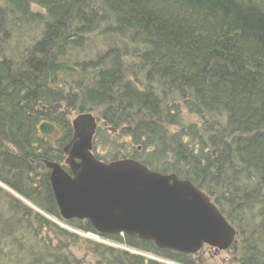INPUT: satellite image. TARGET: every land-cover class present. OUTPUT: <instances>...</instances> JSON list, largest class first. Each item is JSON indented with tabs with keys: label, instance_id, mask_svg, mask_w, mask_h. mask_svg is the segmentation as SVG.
Returning a JSON list of instances; mask_svg holds the SVG:
<instances>
[{
	"label": "trees",
	"instance_id": "16d2710c",
	"mask_svg": "<svg viewBox=\"0 0 264 264\" xmlns=\"http://www.w3.org/2000/svg\"><path fill=\"white\" fill-rule=\"evenodd\" d=\"M88 112L99 160L192 181L238 230L234 264H264V0H0V264H198L47 217L98 233L62 218L46 167Z\"/></svg>",
	"mask_w": 264,
	"mask_h": 264
},
{
	"label": "water",
	"instance_id": "95a60500",
	"mask_svg": "<svg viewBox=\"0 0 264 264\" xmlns=\"http://www.w3.org/2000/svg\"><path fill=\"white\" fill-rule=\"evenodd\" d=\"M72 125L65 162L46 161L64 220H87L101 235L137 236L159 249L190 255L205 246L227 251L237 243L238 230L192 181L153 171L136 159L99 160L93 153L99 127L95 114L79 113ZM39 129L44 135L55 133V125L47 121Z\"/></svg>",
	"mask_w": 264,
	"mask_h": 264
},
{
	"label": "rangeland",
	"instance_id": "374dc122",
	"mask_svg": "<svg viewBox=\"0 0 264 264\" xmlns=\"http://www.w3.org/2000/svg\"><path fill=\"white\" fill-rule=\"evenodd\" d=\"M72 117H76L75 116V113L72 115ZM73 120V119H72ZM28 203V201H27ZM7 214V213H6ZM47 217L49 218L50 215ZM54 218V217H52ZM56 219V218H54ZM57 220V219H56ZM64 223V222H63ZM66 224V223H65ZM67 225V224H66ZM68 227V226H67ZM70 227V226H69ZM68 227V228H69ZM70 228H73V227H70ZM66 229V228H65ZM74 229V228H73ZM68 230V229H67ZM76 230V229H74ZM77 231V230H76ZM73 232V231H72ZM80 236H85V237H89L91 239H96L97 241L99 242H103L101 239H98L96 238V235H92V234H88V233H81L79 231H77ZM76 233V232H74ZM103 243H108V244H112L114 245L115 247L118 246V247H121V248H124V249H127L125 246L123 245H120L118 243H114L112 241H110L109 239L105 238V242ZM235 245H238V240H237V243ZM233 246V245H232ZM230 247L227 249V251H220L218 249H213L209 246H205L201 251H199L197 254L194 255V259L195 261L198 262V264H234L235 263V260L234 258L236 257V253H235V249L234 247ZM132 252L134 250L130 249ZM137 252V251H135ZM80 256L82 257L83 255L80 254ZM147 257H150V256H153L154 258L153 259H156L158 261H164V262H167V263H175V262H170L168 260H163V259H160L159 257L153 255V254H149V255H146ZM25 263V262H24ZM177 264V263H176Z\"/></svg>",
	"mask_w": 264,
	"mask_h": 264
},
{
	"label": "built area",
	"instance_id": "2783aa9c",
	"mask_svg": "<svg viewBox=\"0 0 264 264\" xmlns=\"http://www.w3.org/2000/svg\"><path fill=\"white\" fill-rule=\"evenodd\" d=\"M96 238L100 239V237H99V236H97V235H96ZM103 242H105V241H103Z\"/></svg>",
	"mask_w": 264,
	"mask_h": 264
}]
</instances>
